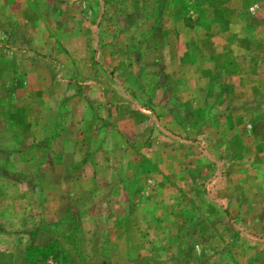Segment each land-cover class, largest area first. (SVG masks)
<instances>
[{
    "label": "rangeland",
    "instance_id": "374dc122",
    "mask_svg": "<svg viewBox=\"0 0 264 264\" xmlns=\"http://www.w3.org/2000/svg\"><path fill=\"white\" fill-rule=\"evenodd\" d=\"M53 239L264 264V0H0V264Z\"/></svg>",
    "mask_w": 264,
    "mask_h": 264
},
{
    "label": "trees",
    "instance_id": "16d2710c",
    "mask_svg": "<svg viewBox=\"0 0 264 264\" xmlns=\"http://www.w3.org/2000/svg\"><path fill=\"white\" fill-rule=\"evenodd\" d=\"M71 235H67L66 237H70ZM49 254L55 255V256H62L64 259V264H70V256L68 255V251L66 250L65 246L61 244L60 241L53 239L52 242L48 245ZM93 264V263H90Z\"/></svg>",
    "mask_w": 264,
    "mask_h": 264
}]
</instances>
